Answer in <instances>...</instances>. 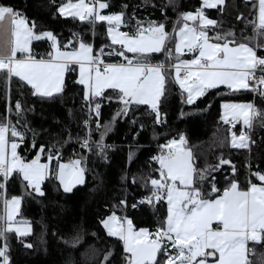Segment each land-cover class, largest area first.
<instances>
[{
    "label": "trees",
    "instance_id": "1",
    "mask_svg": "<svg viewBox=\"0 0 264 264\" xmlns=\"http://www.w3.org/2000/svg\"><path fill=\"white\" fill-rule=\"evenodd\" d=\"M67 2L0 0V6L11 7L29 26L34 24L37 34L53 33L63 50H71L63 48L69 42L78 46L76 37L93 45L95 53L102 48L104 52L121 50L111 45L105 22L93 25L61 16L58 8ZM103 2L109 5L103 13H123L122 32L134 34L139 26L147 27L154 22L163 24L172 36L182 22V14L195 11L202 4V0ZM254 5V1L225 0L222 9L204 10L207 18L217 22L214 28L208 29L209 37L232 32L237 42H247L250 46L259 44L262 38L255 35L252 23L256 21ZM171 45L169 43L168 47ZM51 50V41L32 44L36 58H46ZM166 53L151 55L149 60L165 62ZM257 55L264 57V48H257ZM103 58L108 62L123 60L115 54H105ZM167 76L165 93L159 102L158 123L156 114L147 106L130 105L127 113H123L124 105L112 90H107L104 98L86 101L76 70L66 73L64 90L52 97L34 95L24 82L15 77L9 81L6 73H0V122L11 121L24 134L22 142L15 138L20 145L18 154L30 162L43 146L42 162L47 161L51 152L59 163L81 159L84 168L83 184L71 192H63L56 178L57 160H53L51 174L41 185L42 196L28 187L18 173L7 181L0 177V182L5 183L6 198L21 197L17 221L28 223L32 228L28 236L6 233L5 237H0V248L7 245L8 264H127L128 255L122 241L109 236L102 222L115 214L131 220L134 228H144L150 233L161 227L166 216V201L146 202L153 192L150 180L159 178V164L153 157L160 155L161 146L179 134L186 139L195 167L206 174L203 180L196 178V185L207 198L220 195L231 181H236L241 189L247 188L249 180L259 183L253 173H264V117H257L252 127L246 128L250 132L248 147L233 148L229 144L230 137L233 133L239 135L241 127L221 119L220 105L224 101H252L254 107L264 113V96L258 91L253 96L250 91L216 88L188 104L171 71L168 70ZM17 102L22 105L20 112L15 108ZM97 102L101 105L99 115L92 109ZM85 139L89 141L88 148L82 147ZM98 144L103 145V151ZM221 159L231 163L216 168ZM233 166L234 176L230 174ZM213 184L219 189L218 193L212 192ZM29 244L31 247H27ZM248 249L250 264H264V240L249 241ZM167 253L174 256L175 249L169 247ZM167 259L164 252L157 256L158 264H165Z\"/></svg>",
    "mask_w": 264,
    "mask_h": 264
},
{
    "label": "snow or ice",
    "instance_id": "2",
    "mask_svg": "<svg viewBox=\"0 0 264 264\" xmlns=\"http://www.w3.org/2000/svg\"><path fill=\"white\" fill-rule=\"evenodd\" d=\"M224 2L202 0V7L195 13L182 14L183 24L174 36L165 31L163 24L154 22L147 27L139 26L134 34L121 32L123 13L102 14L109 7L103 0H78L76 3L68 0L58 9L61 15L78 18L81 22L93 25L106 22L111 45H119L121 49H114L107 55L120 56L124 63H105L102 59L104 49L94 54L93 45L79 37H76L78 47L69 42L63 48L71 50H62L53 33L37 34L34 24L29 26L27 20L11 7L0 6V24L6 19L11 24L10 49L6 52L0 48V73H6L9 81L16 77L29 85L34 95L52 97L64 90L65 74L76 70L74 66H77L78 83L85 88L86 101L104 98L105 92L112 90L124 105L123 113H127L130 105H146L156 114L159 123V102L165 93L168 69L163 62L151 63L149 56L167 51L169 59L175 53L171 68L175 82L187 93L188 104L204 96L208 89L222 85L233 92L258 91L264 96V57L257 55V48H264V0H258V5H254L258 7V19L252 22L253 28L255 35L262 38L256 46L237 42L232 32L209 37L208 29L215 27L217 22L207 18L204 9L217 8ZM188 21L198 23L190 26ZM44 39L51 41L52 50L47 53V58H36L32 52L33 41ZM212 40L216 42H210ZM169 43L174 44V48L168 47ZM128 53L133 56L129 57ZM187 53L193 54V58L180 59ZM100 106L99 102L95 103L97 115ZM15 108L17 112L22 111L19 102ZM223 108L222 118L226 123L230 122V114L233 120L239 122L242 119L250 128L254 119L264 117V113L251 103H225ZM15 138L22 142L24 134L11 121L0 122V177L3 181L18 173L28 187L42 196L41 185L51 174L52 161L57 160L56 178L65 192H71L73 187L84 182L81 159L59 163L57 156L49 152L47 162L41 163L45 152L41 146L34 159L25 161L18 154L20 145ZM248 140L244 133L239 137L233 133L232 147L246 148ZM185 143L183 136L179 141L173 139L161 146L160 155L153 157L159 164V178L150 180L153 192L146 202L166 200L167 216L161 227L155 233L147 229L137 231L131 220L115 214L104 220L103 226L109 236L123 242L128 254L127 264H158L157 256L161 252L168 255L165 264H207L208 257L213 258V264H250L248 242L264 240V173H253L259 183L249 180L247 189H241L236 181H231L221 195L209 199L196 185V178L203 180L206 174L195 167L193 154L184 148ZM82 147H89L87 139ZM97 147L103 151V145ZM230 163L221 159L216 168ZM4 188L5 183L0 182V190ZM211 190L219 192L215 184ZM20 204L18 197L4 200L5 215L0 217L4 226L0 229V237L9 232L20 236L30 234V228L13 226ZM169 247L175 249L174 256L167 253ZM6 252L7 245L0 248L3 264H8Z\"/></svg>",
    "mask_w": 264,
    "mask_h": 264
},
{
    "label": "crops",
    "instance_id": "3",
    "mask_svg": "<svg viewBox=\"0 0 264 264\" xmlns=\"http://www.w3.org/2000/svg\"><path fill=\"white\" fill-rule=\"evenodd\" d=\"M244 1H254L255 2V5H258V0H244ZM76 2H78V0L77 1H73V3H76ZM64 4H66V3H64ZM63 4V5H64ZM63 5H61L60 7H62ZM225 5V2H224V4L223 5H218L217 6V8H223V6ZM59 7V8H60ZM201 7H202V4H201ZM58 8V9H59ZM256 8V11H255V19H256V21H257V19H258V7H255ZM212 9H215V8H212ZM204 10H208V9H204ZM104 11V10H103ZM190 12H193V13H195L196 12V10L195 11H190ZM58 13L60 14V12L58 11ZM103 13V12H102ZM188 13V12H187ZM103 14H105V13H103ZM61 15V14H60ZM106 15V14H105ZM61 16H63V17H71V16H65V15H61ZM75 19H78V18H75ZM87 22V21H86ZM193 21H188L187 23L191 26V23H192ZM106 23V22H105ZM198 22H195L194 24V26H196V24H197ZM107 24V23H106ZM183 24V21L180 23V25H182ZM180 25L178 26V27H180ZM178 27H177V29H178ZM211 28H214V27H211ZM211 28H209V29H211ZM120 30V29H119ZM121 31V30H120ZM122 32V31H121ZM44 33V32H43ZM40 34H42V33H40ZM106 36L108 37V39H109V41H110V43H111V40H110V37L108 36V34H107V29H106ZM10 41H11V24H10V22L6 19L2 24H0V48H2V49H4L6 52L10 49ZM40 41H49V40H47V39H44V40H40ZM33 42H35V41H33ZM210 42H216V41H210ZM174 44H172L171 45V47L172 48H174V46H173ZM115 46H117V47H120L119 45H115ZM78 47V46H77ZM63 50V49H62ZM107 53H109V52H105V54L107 55ZM162 53V52H161ZM94 54H95V52H94ZM129 54H131V53H129ZM158 54H160V53H153V54H151V55H158ZM133 55V54H132ZM150 55V56H151ZM107 56H110V55H107ZM47 58V57H46ZM193 58V54H191V53H187L186 55H184V56H182V57H180V59H185V60H190V59H192ZM169 60H171V61H173V62H175V53L173 54V58L172 59H169L168 58V54L166 53V56H165V62H163V63H165V64H167V62L169 61ZM108 62V61H107ZM111 62V61H110ZM109 62V63H110ZM125 61L124 60H121V61H119V62H111V63H124ZM162 61H157V62H154L153 64H157V63H161ZM75 68H76V71H77V82H78V80H79V70H78V67L77 66H75ZM166 69H168L169 71H171V73H172V76H173V79H174V72H173V70H172V68H166ZM66 75V74H65ZM16 78V77H15ZM18 79V78H17ZM174 81H175V79H174ZM177 84V83H176ZM81 85V84H80ZM178 85V84H177ZM27 86H29V85H27ZM82 87H83V91H84V95H85V88H84V86L83 85H81ZM30 87V86H29ZM178 87H179V85H178ZM31 88V87H30ZM180 88V87H179ZM219 88H225V89H227V90H229V91H232V90H230V89H228L226 86H220ZM180 90L181 91H183L181 88H180ZM208 90H212V89H208ZM207 90V91H208ZM32 91H34L33 89H32ZM243 91V90H242ZM184 92V91H183ZM59 94V93H58ZM184 94H185V96H186V98H187V93L186 92H184ZM54 95H56V94H54ZM53 95V96H54ZM37 96H39V95H37ZM39 97H41V96H39ZM198 98H200V97H198ZM198 98H196V100L198 99ZM225 103H251V104H253L252 103V101H246V100H237V101H235V100H233V101H224V102H222L221 103V105H220V115H221V119L224 121V119L222 118L223 116H224V113H225V109L223 108V104H225ZM134 105V104H133ZM142 106H146V105H142ZM148 108H150L149 106H147ZM228 119H229V121L230 122H228V124H231V123H238L239 125H240V127H241V130L243 131V130H247L246 128H249V127H247V126H245L244 124H243V120L241 119V120H239V122H237L236 120H233L232 119V117H231V115L229 114V117H228ZM225 122V121H224ZM236 136L237 137H239V135L238 134H236ZM185 138V137H184ZM186 140V139H185ZM170 142V141H169ZM168 142V143H169ZM247 143H248V141H247ZM229 144H230V146H232L231 144H232V135H231V137H230V140H229ZM184 148L186 149V150H189V149H187V147H186V144H184ZM161 150H162V148H161ZM39 153V152H38ZM37 156V155H36ZM35 156V157H36ZM34 157V158H35ZM42 162V161H41ZM47 162V161H46ZM44 163V162H43ZM57 167H58V164H57V166H56V169H57ZM2 178V177H1ZM2 180H3V178H2ZM60 185V184H59ZM229 186V185H228ZM227 186V187H228ZM249 186V185H248ZM248 186H247V188H248ZM226 187V188H227ZM61 188V187H60ZM246 188V189H247ZM224 191V190H223ZM223 191H222V193H223ZM3 192H4V189H3ZM221 193V194H222ZM220 194V195H221ZM4 195H5V193H4ZM18 197V196H17ZM20 199H21V197H19ZM8 199V198H7ZM166 201V200H165ZM1 203H2V195L0 194V217H2V215H3V212H2V208H1ZM21 205V204H20ZM20 209V208H19ZM18 214H19V212L14 216V223L13 224H15V225H17V224H26V225H28L29 227H30V229H31V232H32V228H31V225H29L28 223H25V222H19V221H17V216H18ZM111 215H113V214H111ZM111 215H109L108 217H110ZM166 216H167V203H166ZM166 216H165V218H166ZM107 218V217H106ZM106 218L104 219V220H106ZM121 218H125V217H121ZM127 219V218H126ZM103 220V221H104ZM127 220H129V219H127ZM0 222H1V228H3V226H4V220L3 219H0ZM3 225V226H2ZM102 225H103V222H102ZM18 227H22V229L23 228H26V227H23V226H18ZM104 227V226H103ZM104 229H105V231H106V233H107V229L104 227ZM135 230H140V229H144V228H140V229H136V228H134ZM31 232H30V234H31ZM9 233H12L13 235H15V236H17V237H24V236H20V235H18L17 233H15V232H9ZM29 234V235H30ZM108 234V233H107ZM28 236V235H27ZM123 243V242H122ZM123 250H124V247H123ZM125 252V251H124ZM126 253V252H125ZM127 254V253H126ZM128 255V254H127ZM197 259H201V258H197ZM0 264H3V258H2V261H0ZM207 264H213V258L212 257H208L207 258Z\"/></svg>",
    "mask_w": 264,
    "mask_h": 264
},
{
    "label": "rangeland",
    "instance_id": "4",
    "mask_svg": "<svg viewBox=\"0 0 264 264\" xmlns=\"http://www.w3.org/2000/svg\"><path fill=\"white\" fill-rule=\"evenodd\" d=\"M193 13V12H192ZM103 14V13H102ZM106 15H111V14H106ZM195 22H192L191 23V26H194L195 24H194ZM182 25H180V27H181ZM178 29H179V27H178ZM178 29H176L175 30V32L178 30ZM175 32H174V35H175ZM174 46V45H173ZM232 145V144H231ZM232 147V146H231ZM233 148H235V147H233ZM41 163H43V162H41ZM50 168H51V165H50ZM20 175V174H19ZM12 177V176H11ZM20 178L23 180V178H22V176L20 175ZM24 181V180H23ZM57 181H58V183L60 184V182H59V180L57 179ZM26 184H27V182L26 181H24ZM83 184V183H82ZM82 184H77L76 186H79V185H82ZM75 186V187H76ZM60 187H61V190L63 191V192H65L64 190H63V186L60 184ZM74 188V187H73ZM0 193H2L1 195H2V203H1V208H2V212H3V215H2V217L5 215V211H4V200L5 199H7L6 197H5V195H4V192H3V190H0ZM222 193V192H221ZM220 193V194H221ZM13 197H17V196H13ZM217 197V196H216ZM215 197V198H216ZM12 197H10V198H8V199H11ZM19 198V197H18ZM214 199V198H213ZM108 218V217H107ZM106 218V219H107ZM3 226V225H2ZM13 226L14 227H18V226H23V227H26V228H30L28 225H26V224H17V225H15V224H13ZM20 228H22V227H20ZM31 232V231H30Z\"/></svg>",
    "mask_w": 264,
    "mask_h": 264
},
{
    "label": "built area",
    "instance_id": "5",
    "mask_svg": "<svg viewBox=\"0 0 264 264\" xmlns=\"http://www.w3.org/2000/svg\"><path fill=\"white\" fill-rule=\"evenodd\" d=\"M102 59L105 61V63H109V62H107L103 57H102ZM174 62L173 61H171V60H169L168 62H167V64H165V67L166 68H171V65L173 64ZM251 92V94L254 96L256 93H257V91H250ZM93 109V111H96L95 110V106L92 108ZM241 133H244L246 136H248L249 137V139H250V132L248 131V130H241L240 131V133H239V136L241 135ZM181 136H183L182 134H179L178 136H177V138H175V140H177V141H179V139H180V137ZM184 137V136H183ZM185 139V138H184ZM186 141V140H185ZM186 144V143H185ZM248 253H250V249H248V252H247V255H248ZM248 259V258H247Z\"/></svg>",
    "mask_w": 264,
    "mask_h": 264
},
{
    "label": "water",
    "instance_id": "6",
    "mask_svg": "<svg viewBox=\"0 0 264 264\" xmlns=\"http://www.w3.org/2000/svg\"><path fill=\"white\" fill-rule=\"evenodd\" d=\"M230 174H231L232 176H234V175H235V172L232 171Z\"/></svg>",
    "mask_w": 264,
    "mask_h": 264
}]
</instances>
